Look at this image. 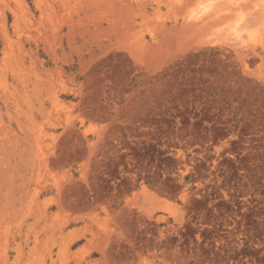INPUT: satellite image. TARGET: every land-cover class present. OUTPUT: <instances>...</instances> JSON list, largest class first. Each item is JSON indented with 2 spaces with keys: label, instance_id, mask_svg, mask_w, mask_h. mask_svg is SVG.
<instances>
[{
  "label": "rangeland",
  "instance_id": "rangeland-1",
  "mask_svg": "<svg viewBox=\"0 0 264 264\" xmlns=\"http://www.w3.org/2000/svg\"><path fill=\"white\" fill-rule=\"evenodd\" d=\"M0 264H264V0H0Z\"/></svg>",
  "mask_w": 264,
  "mask_h": 264
}]
</instances>
